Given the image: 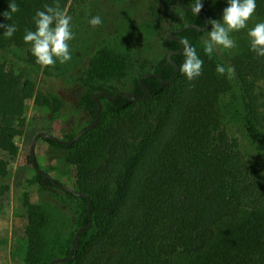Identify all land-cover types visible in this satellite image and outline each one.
Masks as SVG:
<instances>
[{"label":"trees","instance_id":"1","mask_svg":"<svg viewBox=\"0 0 264 264\" xmlns=\"http://www.w3.org/2000/svg\"><path fill=\"white\" fill-rule=\"evenodd\" d=\"M68 1L60 0L62 9L66 10ZM15 2L20 11L6 20L2 13L9 10V0H0V23L17 28L11 38H5L0 29L2 50L11 45L29 49L23 41L25 30H34L32 18L37 10L53 4V0ZM201 2L210 18V1ZM256 5V12L264 16V0H256ZM151 12L155 23L149 27L160 26L157 6L153 5ZM182 13L183 24L203 25L200 13ZM202 33L194 26L178 33L196 48L203 60L202 74L189 82L178 70L183 50L175 52L171 55L177 63L175 75L167 84L157 76L143 78L150 94L140 100L122 94L109 100L96 91L105 90L110 96L117 91L99 80L123 69L124 55L102 48L92 58L89 87L81 96V104L93 120L95 93L102 109L94 126L96 138L78 150L82 173L74 189L90 197L93 225L80 232L74 258L63 264L75 260L77 264H264V163L248 157L228 136L221 106L222 95L237 86L241 127L264 148V57L250 51L248 42L229 61L235 73L218 75L215 69L222 63L216 55L209 57L197 49ZM165 41L168 48L181 47L178 40L165 37ZM28 61L36 65L30 51ZM173 68L165 54L146 72L168 79ZM140 76L132 80L130 91L135 95L145 92ZM35 87L29 78L21 79L0 62V116L4 117L0 122V151L9 156L17 153L14 139L24 124L26 101L33 93L38 100L44 98V92ZM45 140L64 148H71L75 142ZM28 157L31 159L30 154ZM7 173L8 161L0 156V178ZM36 177L41 185L54 186L42 174L36 172ZM113 177L118 187L115 193L110 185ZM63 192L79 200L76 229L85 225L87 197ZM28 234L35 254L39 250L35 226L28 228ZM73 248L74 232L67 240L64 256L72 254Z\"/></svg>","mask_w":264,"mask_h":264},{"label":"rangeland","instance_id":"2","mask_svg":"<svg viewBox=\"0 0 264 264\" xmlns=\"http://www.w3.org/2000/svg\"><path fill=\"white\" fill-rule=\"evenodd\" d=\"M208 1L213 8L209 20L221 19L227 0ZM152 2L69 0L66 11L72 17L74 39L69 42L72 59L65 64L57 61L55 67L32 65L28 61L26 46L11 45L0 49V62L7 70L21 79L29 78L36 90L44 92V98L38 100L33 93L26 101L24 124L14 139L16 155L9 156L0 151V156L8 161V173L0 178V264H41L53 257L64 256L67 240L77 227L79 200L69 197L55 185L43 186L38 182L28 157L31 141L39 131L69 140L70 136H75L93 121L81 104V96L89 87V67L98 50L107 48L125 57L123 69L99 80L110 89L115 87L117 90H130L133 78L149 70L167 53L169 48L165 33L182 23L183 13L178 9L172 14L171 8L163 7L157 15L160 26L149 27V24L155 23L151 12ZM96 15L102 18L103 23L92 28L88 20ZM257 22H264V16L255 11L248 21V28ZM248 28L230 34L237 44L236 48H218L212 53L225 68L229 67L230 59L247 46ZM210 29L209 24L196 42L199 52L203 51L202 41ZM238 93L235 86L221 97L223 127L248 157L264 163V148L253 142L241 127L238 113L240 103L236 99ZM3 120L4 117L0 116V122ZM94 126L80 134L71 148L52 145L39 136L35 142L39 167L61 184L76 189V182L82 173L77 153L81 146H89L96 138ZM124 169L120 171L121 174H124ZM110 185L112 193H115L118 188L115 177ZM92 225L93 220L89 228ZM34 226L39 236L35 240L39 243V250L35 254L28 234V228ZM72 264H77L76 260Z\"/></svg>","mask_w":264,"mask_h":264},{"label":"clouds","instance_id":"3","mask_svg":"<svg viewBox=\"0 0 264 264\" xmlns=\"http://www.w3.org/2000/svg\"><path fill=\"white\" fill-rule=\"evenodd\" d=\"M256 0H227V7L222 10L219 20L210 19L208 23L211 29L207 37L202 41L203 51L211 57L218 49H234L237 47L231 38V33L248 28V21L256 11ZM201 0H194L191 11L198 15L202 10ZM8 11L2 13L6 20H11L12 15L20 11L15 0H9ZM34 30H25L23 41L30 45L28 51L35 58V63L41 67H55L57 61L65 64L72 59L69 42L74 39L72 30V17L61 8L60 0H53L52 5L45 4L43 10H37L33 16ZM103 23L99 15L92 16L88 24L92 28L101 26ZM3 36L11 38L17 28L14 24L0 23ZM247 37L250 51L257 57H264V22H257L248 28ZM183 46V63L179 65V72L189 81L197 79L203 70V60L197 54L196 48L191 46L188 39L181 41ZM218 75L235 73L234 67L227 69L223 65L216 66Z\"/></svg>","mask_w":264,"mask_h":264},{"label":"water","instance_id":"4","mask_svg":"<svg viewBox=\"0 0 264 264\" xmlns=\"http://www.w3.org/2000/svg\"><path fill=\"white\" fill-rule=\"evenodd\" d=\"M179 6L183 9H186V10H191V6L190 5H184L180 2V0H175ZM200 12H202L205 16V20H204V24L203 25H199V24H196V23H187L185 24L183 27L181 28H178V29H175V30H170L167 35H168V38L169 39H177L180 44H181V41L183 40L180 36L178 35H170V33L172 31L174 32H179V31H182L183 29H185L186 27H189V26H194L196 27L197 29L199 30H204L207 26H208V17L206 15V12L201 10ZM183 50V46L181 44V47L179 49H175V48H172L170 50H168L167 54H166V59L171 62L174 66L173 68V71L170 75V77L168 79H165L164 77H162L159 73H156V72H153V71H150V72H146L144 73L142 76L139 77V82L142 84V86L145 88V92L141 95H135L132 91L130 90H117L112 96L108 95L107 91L105 90H99L98 92L100 93H103L105 96H107V98L109 100H113L115 99L116 97H118V95L122 94L124 95L125 97H130V98H133L134 100H140L146 96H148L150 94V88L148 87V85H146L144 82H143V78L145 77H148V76H157L160 78L161 80V83L162 84H167L169 82V80L175 75V73L177 72V63L171 58V55L175 52H179V51H182ZM95 96V99L97 101V110H96V114H95V118L93 119V121L88 124L87 126H85L78 134H76L71 140H64V139H61L59 138L58 136H55L53 134H50L48 132H45V131H39L37 132L32 141H31V144H30V163H31V166L33 167V169L37 172V173H40L42 174L45 178H49L51 180V182L59 187L60 189L62 190H67V191H70L72 192L73 194L77 195V196H86L87 199H88V202H87V214H88V221L85 225H81L79 226L75 232H74V248H73V252L72 254L70 255H67V256H57V257H53L51 258L46 264H53V263H56V262H65L67 260H72L78 250V247H79V243H80V232L82 230H86L89 228L91 222H92V216H91V212H90V206H91V199L90 197L85 193V192H80V191H77L75 190L74 188L70 187V186H67V185H64V184H61L60 182H57L51 175L48 171H46L45 169L39 167V165L37 164L36 162V157H35V142L37 140V138L39 136H41L42 138H49L51 140H54L56 142H60V143H63V144H70L71 142H73L80 134H82L85 130L89 129L90 127L94 126L98 120H99V117H100V113H101V109H102V104H101V101L96 97L95 93L93 94Z\"/></svg>","mask_w":264,"mask_h":264},{"label":"flooded vegetation","instance_id":"5","mask_svg":"<svg viewBox=\"0 0 264 264\" xmlns=\"http://www.w3.org/2000/svg\"><path fill=\"white\" fill-rule=\"evenodd\" d=\"M152 1H154V0H152ZM175 1V0H174ZM180 2L182 3V4H184V5H192L193 4V2H192V0L191 1H189V0H180ZM184 2H186V3H184ZM153 5L154 6H157V12L158 11H160V9L161 8H163V7H166V8H171V12H172V14H173V12H177V10L178 9H180L181 11L182 10H186V9H183V8H181L180 6H179V4L175 1V3H173V4H168L167 3V1L166 0H155V3L153 2ZM202 10L203 11H205L206 13H207V8L205 7V6H203V8H202ZM201 15H202V17H203V20H205V16H204V14L202 13V12H199ZM159 14H161L160 12H159ZM207 15V17H208V21H209V16H208V14H206ZM184 22L182 21V23L180 24V25H178V26H176L175 28H170V29H168L167 31H166V33H165V36H166V38H168V35H167V33L170 31V30H175V29H178V28H181V27H183L185 24H187V23H185V24H183ZM204 24V23H203ZM208 26H209V23H208ZM207 26V27H208ZM207 27L203 30V32L207 29ZM180 32V31H179ZM179 32H174V31H172L171 33H170V35H178V36H180L178 33ZM104 37V36H103ZM181 37V36H180ZM182 38V37H181ZM175 40H177V39H175ZM170 49H172V48H169L168 50H170ZM168 52V51H167ZM167 54V53H166ZM148 72H150V71H148ZM146 73V72H145ZM144 74V73H143ZM142 74V75H143ZM99 90H102V89H99ZM99 90H96L97 92L99 91ZM118 90H121V89H118ZM74 137V136H73Z\"/></svg>","mask_w":264,"mask_h":264}]
</instances>
